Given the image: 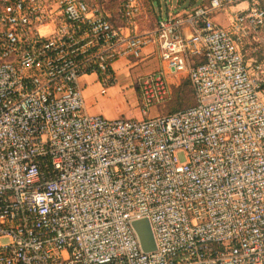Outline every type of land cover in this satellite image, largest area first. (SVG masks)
I'll return each instance as SVG.
<instances>
[{
    "label": "built area",
    "instance_id": "obj_1",
    "mask_svg": "<svg viewBox=\"0 0 264 264\" xmlns=\"http://www.w3.org/2000/svg\"><path fill=\"white\" fill-rule=\"evenodd\" d=\"M262 2L202 0L136 32L142 0H118L119 26L98 0H0V264H264ZM150 45L144 118L88 113L81 76L103 93ZM180 74L194 103L149 116Z\"/></svg>",
    "mask_w": 264,
    "mask_h": 264
},
{
    "label": "rangeland",
    "instance_id": "obj_2",
    "mask_svg": "<svg viewBox=\"0 0 264 264\" xmlns=\"http://www.w3.org/2000/svg\"><path fill=\"white\" fill-rule=\"evenodd\" d=\"M201 1L202 0H142L144 4V13L136 18L135 27L138 24V32L146 31L154 27L157 19L164 16L167 11L171 9L176 11L188 10ZM98 2L114 24L118 26L124 24L125 19L121 15L118 0H98ZM219 19L223 20L221 21L222 24L226 23L224 17H220ZM120 62L121 61L115 63L116 68L120 67ZM161 66L160 64V67ZM123 82L124 80L120 78L119 83ZM169 83L171 84L169 98L161 103L151 105L148 109L149 116L173 112L194 103L192 89L185 74L170 77ZM107 97L111 98L108 94ZM111 101L110 104H107L108 107L105 105L106 109H108L107 114L112 116L109 118H144L141 113L140 100L131 95L128 90L124 91L123 94H117L115 97L111 98ZM109 105L111 106L109 107Z\"/></svg>",
    "mask_w": 264,
    "mask_h": 264
},
{
    "label": "crops",
    "instance_id": "obj_3",
    "mask_svg": "<svg viewBox=\"0 0 264 264\" xmlns=\"http://www.w3.org/2000/svg\"><path fill=\"white\" fill-rule=\"evenodd\" d=\"M137 29L138 24L135 27L136 32H138ZM118 61H121L120 67L116 68L115 63ZM160 64L161 61L158 57L156 46L150 45L144 48L142 56L138 59L120 58L113 63L112 70L115 74L116 81L105 87L103 93L101 92L103 85L96 74L81 76L80 85L83 91L86 111L90 114H101L105 117H112L107 114V104L112 102L111 98L115 97L117 94H123L126 90L140 100L136 84L137 80L144 74L158 69ZM120 78L124 80L123 83H119ZM107 94L110 95L111 98H108ZM110 106L111 105H109V107Z\"/></svg>",
    "mask_w": 264,
    "mask_h": 264
},
{
    "label": "water",
    "instance_id": "obj_4",
    "mask_svg": "<svg viewBox=\"0 0 264 264\" xmlns=\"http://www.w3.org/2000/svg\"><path fill=\"white\" fill-rule=\"evenodd\" d=\"M133 226L140 239L142 249L144 251L155 249V242L148 220L146 218L135 220Z\"/></svg>",
    "mask_w": 264,
    "mask_h": 264
},
{
    "label": "trees",
    "instance_id": "obj_5",
    "mask_svg": "<svg viewBox=\"0 0 264 264\" xmlns=\"http://www.w3.org/2000/svg\"><path fill=\"white\" fill-rule=\"evenodd\" d=\"M263 2H262V4L264 5V0H262ZM189 81V80H188ZM189 84H190V82H189ZM169 85H171L170 83H169ZM190 87H191V85H190ZM192 89V88H191ZM193 93V92H192ZM192 105V104H191ZM190 106V105H189ZM180 109V108H179ZM176 111V110H175ZM174 112V111H173ZM168 113H172V112H168ZM165 114H167V113H165Z\"/></svg>",
    "mask_w": 264,
    "mask_h": 264
}]
</instances>
